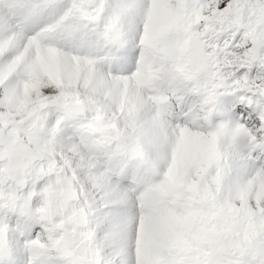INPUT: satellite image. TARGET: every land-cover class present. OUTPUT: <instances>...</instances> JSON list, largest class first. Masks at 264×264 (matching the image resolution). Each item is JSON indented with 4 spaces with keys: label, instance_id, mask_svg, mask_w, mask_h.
<instances>
[{
    "label": "snow or ice",
    "instance_id": "obj_1",
    "mask_svg": "<svg viewBox=\"0 0 264 264\" xmlns=\"http://www.w3.org/2000/svg\"><path fill=\"white\" fill-rule=\"evenodd\" d=\"M0 264H264V0H0Z\"/></svg>",
    "mask_w": 264,
    "mask_h": 264
}]
</instances>
